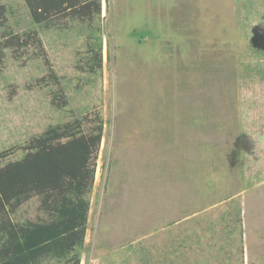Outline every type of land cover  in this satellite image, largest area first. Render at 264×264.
Returning a JSON list of instances; mask_svg holds the SVG:
<instances>
[{
  "label": "rangeland",
  "instance_id": "obj_1",
  "mask_svg": "<svg viewBox=\"0 0 264 264\" xmlns=\"http://www.w3.org/2000/svg\"><path fill=\"white\" fill-rule=\"evenodd\" d=\"M0 3L43 43L0 65V166L51 126L104 124L81 264H264V0H103L62 30ZM43 217L37 196L12 215Z\"/></svg>",
  "mask_w": 264,
  "mask_h": 264
},
{
  "label": "trees",
  "instance_id": "obj_2",
  "mask_svg": "<svg viewBox=\"0 0 264 264\" xmlns=\"http://www.w3.org/2000/svg\"><path fill=\"white\" fill-rule=\"evenodd\" d=\"M102 1L24 0L35 25L61 30L60 24L70 21L93 25ZM7 13L0 3V65L8 50L18 54L31 45L43 47L37 31L13 33ZM91 35L82 60L96 75L103 67L102 35L98 30ZM82 128L80 120L51 126L30 140L20 160L0 166V264H81L104 124L97 118L89 133ZM34 196L45 217L16 223L12 215Z\"/></svg>",
  "mask_w": 264,
  "mask_h": 264
}]
</instances>
